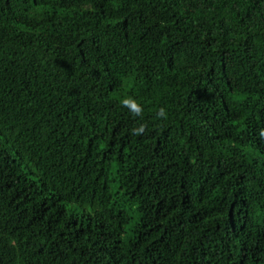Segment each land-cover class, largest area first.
<instances>
[{"label":"trees","instance_id":"trees-1","mask_svg":"<svg viewBox=\"0 0 264 264\" xmlns=\"http://www.w3.org/2000/svg\"><path fill=\"white\" fill-rule=\"evenodd\" d=\"M0 264H264V0H0Z\"/></svg>","mask_w":264,"mask_h":264},{"label":"clouds","instance_id":"clouds-1","mask_svg":"<svg viewBox=\"0 0 264 264\" xmlns=\"http://www.w3.org/2000/svg\"><path fill=\"white\" fill-rule=\"evenodd\" d=\"M133 108L138 112L139 111V109L138 108H136V106L135 105H133ZM143 129L141 128L140 129V131H142Z\"/></svg>","mask_w":264,"mask_h":264}]
</instances>
